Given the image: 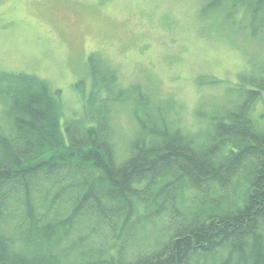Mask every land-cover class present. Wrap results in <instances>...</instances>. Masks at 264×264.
I'll return each mask as SVG.
<instances>
[{
    "label": "trees",
    "instance_id": "1",
    "mask_svg": "<svg viewBox=\"0 0 264 264\" xmlns=\"http://www.w3.org/2000/svg\"><path fill=\"white\" fill-rule=\"evenodd\" d=\"M233 1L226 19L240 8L250 34L264 33V0ZM97 62L89 58L92 71ZM99 84L114 102L142 98L133 86L117 92L105 71L91 85L92 122L61 126L58 92L36 75L0 72V264H184L213 252L224 256L216 264H264V132L247 115L264 77L238 90L242 101L218 117L205 146L145 124L120 163ZM162 216L165 242L144 252L134 234Z\"/></svg>",
    "mask_w": 264,
    "mask_h": 264
},
{
    "label": "rangeland",
    "instance_id": "2",
    "mask_svg": "<svg viewBox=\"0 0 264 264\" xmlns=\"http://www.w3.org/2000/svg\"><path fill=\"white\" fill-rule=\"evenodd\" d=\"M210 1L0 0V72L36 75L58 92L61 126L73 118L92 122L85 113L96 107L88 100L91 85L105 71L113 74L117 92L137 87L141 100L114 102L113 92L99 84L98 105L112 100L101 112L119 163L145 124L166 126L195 147L205 146L218 117L242 101L238 90L256 88L264 77V33L250 34L240 8L226 19L223 12L231 11L233 0L203 14ZM93 55L98 71L89 67ZM247 115L264 132L263 89ZM164 221L157 218L134 234L138 244L149 245L144 252L157 238L165 242L159 232ZM104 229L102 243L109 245L114 233ZM223 257L195 254L184 264H216Z\"/></svg>",
    "mask_w": 264,
    "mask_h": 264
}]
</instances>
